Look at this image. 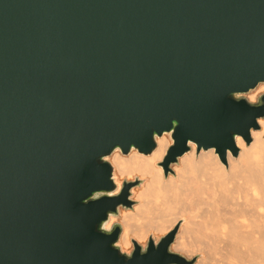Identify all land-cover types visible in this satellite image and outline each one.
<instances>
[{
  "label": "water",
  "instance_id": "95a60500",
  "mask_svg": "<svg viewBox=\"0 0 264 264\" xmlns=\"http://www.w3.org/2000/svg\"><path fill=\"white\" fill-rule=\"evenodd\" d=\"M261 83L264 0H0V264H194L178 225L122 250L143 180L108 158L169 133L164 176L189 143L224 162Z\"/></svg>",
  "mask_w": 264,
  "mask_h": 264
},
{
  "label": "bare ground",
  "instance_id": "6f19581e",
  "mask_svg": "<svg viewBox=\"0 0 264 264\" xmlns=\"http://www.w3.org/2000/svg\"><path fill=\"white\" fill-rule=\"evenodd\" d=\"M262 89L264 83L248 99L255 101ZM258 124L251 130V143L236 137L239 151L233 155L227 150L226 163L214 148L197 151L189 143L190 150L167 176L157 163L172 143L169 133L156 137L150 154L114 150L109 156L114 175L145 179L142 188L135 189L140 203L121 211L122 248L132 238L167 233L184 218L172 249L189 255L200 251L195 264H264V118Z\"/></svg>",
  "mask_w": 264,
  "mask_h": 264
},
{
  "label": "rangeland",
  "instance_id": "374dc122",
  "mask_svg": "<svg viewBox=\"0 0 264 264\" xmlns=\"http://www.w3.org/2000/svg\"><path fill=\"white\" fill-rule=\"evenodd\" d=\"M254 90H255V89H254ZM254 90H253L251 93H253ZM263 92H264V89H262L261 91H259V92L256 94V96H255V101H256V98L258 97V95L261 94V93H263ZM249 94H250V93H249ZM247 98H248V95H247ZM251 141H252V139H251ZM245 143H246V142H245ZM250 143H251V142H250ZM238 151H239V147H238ZM109 158H110V157H109ZM109 158H108V159H109ZM109 161H110V159H109ZM225 163H226V158H225ZM171 168H172V166H171ZM172 173L174 174L173 169H172ZM115 175H116V179H117L118 182H120V181H122V180H124V179L132 180V179H134L135 177L141 178L140 176H137V175H133L132 178H127V177H125V176L120 177L118 174H115ZM118 177H119V178H118ZM141 179L143 180V182L145 181V179H143V178H141ZM143 182L141 183L140 186H137V187H135V188L133 189V194H132V197H131V198L133 199L134 202H133L132 207H131V208H124V207H121L120 210H119V215L116 217L115 220H116L118 223L121 224L122 228H123V223H122V221H121V211H122V210H127V209H128V210H132L133 207H134V205L140 203L139 200L135 199V193H136V190H135V189H137V188H142V186H143ZM183 221H184V218H183V219L178 218V219L176 220V222L174 223V225L171 227V229H173V228L175 227V225H178L177 232H176V234H175V239H176V236H177L178 232H179L180 229H181V226H182V224H183ZM151 234H152V235H151ZM155 234H156V233H154V232H150V233L147 235V237H146L145 239H143V240H137V239H135V238H132V239L136 240L139 244L144 245V244L147 242V240H148L149 237H152L155 241H157L161 236L165 235L166 233H160V234H156V235H155ZM157 235H158V236H157ZM175 239H174V241H175ZM174 241H173V243H174ZM173 243H172V244H173ZM119 245H120V244H119ZM130 245H131V246H130ZM130 245H129L128 247H123V248H122V245H120V246H121L122 250H124V251H130V250L133 248L132 241H131ZM171 250L176 251V252H179V253L183 254L185 257H187V258H189V259H191V258H195V262H194V264L197 262V260L199 259V257H202V253H201L200 251L195 252V253H192V254L189 255V254H187V253H185V252H183V251H181V250H174V249H172V245H171ZM187 255H188V256H187Z\"/></svg>",
  "mask_w": 264,
  "mask_h": 264
}]
</instances>
